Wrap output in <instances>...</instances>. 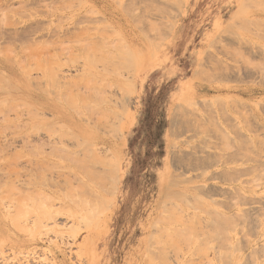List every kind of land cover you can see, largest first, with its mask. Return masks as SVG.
Instances as JSON below:
<instances>
[{"label":"rangeland","instance_id":"374dc122","mask_svg":"<svg viewBox=\"0 0 264 264\" xmlns=\"http://www.w3.org/2000/svg\"><path fill=\"white\" fill-rule=\"evenodd\" d=\"M133 1L0 0V264H264V203L235 195L264 168V0H151L154 16ZM72 133L105 137L111 147L88 148L109 159L83 155ZM64 149L91 165L85 176Z\"/></svg>","mask_w":264,"mask_h":264},{"label":"bare ground","instance_id":"6f19581e","mask_svg":"<svg viewBox=\"0 0 264 264\" xmlns=\"http://www.w3.org/2000/svg\"><path fill=\"white\" fill-rule=\"evenodd\" d=\"M130 1L134 2L133 0H130ZM138 1H139V0H138ZM138 1H137V2H138ZM141 1H143V0H141ZM150 1H151V0H148V2H146L147 4H146V3H145V4H146V5L151 4L152 2L150 3ZM155 1H156V0H155ZM160 1H161V0H160ZM164 1H165V0H164ZM164 1H163V2H164ZM177 1H179V0H176V2H177ZM184 1H185V0H184ZM184 1L181 0V1H180V4H181L182 2H184ZM144 2H145V0H144ZM161 2H162V1H161ZM161 2H160V3H161ZM169 2H170V1H169ZM135 3H136V0H135ZM148 3H149V4H148ZM164 3H165V2H164ZM164 3H163V4H164ZM166 3H167V2H166ZM166 3H165V4H166ZM133 4H134V3H133ZM137 4H138V3H137ZM141 4H142V3H141ZM141 4H138V5H140V8L144 6V5L141 6ZM155 4H156V2H155ZM165 4H164V6H167L168 4L170 5L171 2H170V3H167V5H165ZM172 4H174V5H173V6H174V9H172V10H175V7H177L178 5L176 6V5H175L176 3H174V2H173ZM172 4H171V6H172ZM177 4H179V2H177ZM180 4H179V6H180ZM146 5L144 6L145 8H146ZM151 5H153V3H152ZM151 5H149L150 7H149V6L147 7V10H146L147 15H146V16H148V12H150V13L152 12V9H151L152 6H151ZM161 5H162V3H161ZM161 5H160V7H161ZM169 5H168L167 7H168V10L170 11L171 9L169 8ZM136 6H137V5H136ZM156 6L158 7L159 5L156 4ZM156 6H155V7H156ZM164 6H163V7H164ZM182 6H183V4L181 5L180 8H182ZM185 6H186V5H185ZM111 7H112V6H111ZM133 7H135V6H133ZM137 7H139V6H137ZM144 7L141 8L140 10L144 9ZM155 7L153 6V11H154V8H155ZM163 7L160 8V9H161V12H162V9H163V11H164V8L167 10L166 7H164V8H163ZM149 8L151 9V11H149V10H150ZM177 8H179V7H177ZM109 9H110V7H109ZM136 9H138V8H136ZM148 9H149V10H148ZM186 9H187V8H186ZM155 10H156V11L158 10V12H160V11H159V8H157V9H155ZM182 10H183V9H182ZM133 11H134V10H133ZM137 11H138V10H137ZM156 11H154V13H155ZM176 11H177V9H176ZM180 11H181V10H179V12L177 11V13H180ZM135 12H136V10H135ZM139 12H140V13H139ZM139 12H137L138 15H137V13H135L136 15L133 14V16L135 15V17H136V16H138V17H139V16L142 17V16H141V12H142V11H139ZM166 12H168V11H166ZM166 12H163V14H164V13H165L164 15H168V14H170V19H171V20L174 18L173 15H174V14L176 15V12H174V11H173V12H170V13H169V12L166 13ZM150 13H149V14H150ZM152 13H153V12H152ZM152 13H151V14H152ZM154 13H153V16H154ZM172 13H174V14H172ZM139 14H140V15H139ZM151 14H150V15H151ZM157 14H158V13H157ZM161 14H162V13H161ZM163 14H162V15H163ZM142 15H143V12H142ZM150 15H149V16H150ZM158 15H159V14H158ZM162 15H161V16H162ZM175 15H174V16H175ZM143 16L146 17L145 15H143ZM161 16L159 15V17H161ZM171 16H172V17H171ZM178 16H179V15H178ZM135 17H133V18H135ZM155 17H158V16L156 15ZM159 17H158V18H159ZM136 18H137V17H136ZM147 18L149 19V17H147ZM147 18H146V19H147ZM151 18L153 19V17H151ZM161 18H163V17H161ZM148 19H147V22H148ZM152 19H151V23L153 24ZM175 19H176V17L174 18V20H175ZM131 20L134 21V19H131ZM137 20H139V18H137ZM140 20H141V18H140ZM144 20H145V18H144ZM156 20H157V19H156ZM156 20H155L154 24L156 23ZM163 20H164V19H163ZM135 21H136V20H135ZM142 21H143V20H142ZM149 21H150V20H149ZM158 21H160V20L158 19ZM158 21H157V22H158ZM138 22H139V21H138ZM143 22L145 23V21H143ZM147 22H146V23H147ZM164 22H165V20H164ZM164 22H163V25H164ZM168 22H169V21H168ZM168 22H166V23L169 24L171 21H170L169 23H168ZM135 23H136V22H135ZM151 23H150V24H151ZM173 23H174V22H173ZM141 24H143V23H141ZM147 24H148V23H147ZM147 24H144V25L147 26ZM152 24H151V25H152ZM154 24H153L152 27H149V29H148L149 31H150V30L152 31V30L154 29L153 32H157V30H156L157 28L155 29V27H158L161 23L159 22V25H158L157 23H156V25H154ZM167 24H166V25H167ZM136 25H137V24H136ZM157 25H158V26H157ZM163 25H162V26H163ZM148 26H149V24H148ZM160 26H161V25H160ZM160 26H159V27H160ZM171 26H173V24L170 25L169 27H168V25H167L165 30H167L168 28L170 29ZM135 27H136V26H135ZM144 27H145V26H144ZM173 27H174V26H173ZM136 28H137V27H136ZM145 28H147V27H145ZM145 28H144V29H145ZM150 28H152V29H150ZM163 28H165V26L162 27L161 29H163ZM145 30H147V29H145ZM148 30H147V31H148ZM155 30H156V31H155ZM158 30H160V29L158 28ZM165 30L163 29L164 32H166ZM170 30H172V29H170ZM151 31H150V32H151ZM161 31H162V30H161ZM167 31H168V30H167ZM144 32H145V31H144ZM150 32H148V34H149ZM153 32H151V33H152L151 35L154 34ZM164 32H163V33H164ZM168 32H169V31H168ZM157 33H160V31H158ZM141 34H142V33H141ZM148 34H147V35H148ZM161 34H162V33H161ZM161 34H160V35H161ZM165 34H167V32L164 33V35H165ZM143 35H144V34H142V37H143ZM155 35H156V33H155ZM160 35H158V36H160ZM156 36H157V35H156ZM149 37H150V36H149ZM162 37H165V36L162 35L161 38H162ZM152 39H154V38H152ZM157 39H158V38H157ZM159 39H160V37H159ZM163 39H164V38H163ZM163 39H162V40H163ZM146 41H147V40H146ZM150 41H151V40H150ZM158 41H159V40H158ZM159 42H160V41H159ZM148 43H149V42H147V44H148ZM154 43H155V42H154ZM156 44H157V43H156ZM160 44H161V43H159V45H160ZM149 45H150V43H149ZM124 46H125V45H124ZM156 46H157V45H156ZM151 47H152V45H151ZM159 47H160V46H158V48H159ZM148 48H149V47H148ZM152 48H154V47H152ZM149 49H150V48H149ZM154 49H155V48H154ZM154 51H155V50H154ZM136 52H137V51H136ZM151 52H152V51H151ZM148 55H149V54H148ZM103 71H104V70H103ZM127 78H128V77H127ZM126 80H127V79H126ZM103 82H104V81H103ZM128 84H130V83H128ZM131 84H132V83H131ZM37 87H39V86H37ZM93 87H94V89H95V86H93ZM93 87H92V88H93ZM35 88H36V87H35ZM130 88H131V87H130ZM37 89H38V88H37ZM39 89H40V88H39ZM85 89H86V88H85ZM88 89H89V88H88ZM96 89H97V88H96ZM96 89H95V90H96ZM98 89H99V88H98ZM98 89H97V91H98ZM83 90H84V89H83ZM91 90H92V89H91ZM95 90H93V91H95ZM132 90H133V88H131V90H130V92H131L130 95H132V94L134 95V90H133V93H132ZM88 91H90V90H88ZM88 91H87V92H88ZM84 92H85V91H84ZM90 92H91V91H90ZM98 92H99V91H98ZM93 93H94V92H93ZM95 93H96V92H95ZM101 93H102V92H101ZM88 94H90V93H88ZM97 94H99V93H97ZM97 94H95V95L92 94V96H93V95L96 96ZM90 95H91V94H90ZM99 95H100V94H99ZM130 95H129V96H130ZM133 95H132V96H133ZM102 96H103V99H102V98H101V99H102V100H105V99H104L105 96H104L103 94H102ZM115 96H116V95H115ZM129 96H128V97H129ZM132 96H131V97H132ZM83 97H84V96H83ZM88 97H89V96H88ZM97 97H98V99H99V97H101V96H97ZM111 97H112V96H111ZM124 97H125V96H124ZM90 98H91V97H90ZM115 98H116V97H115ZM115 98H114V99H115ZM122 98H123V96H122ZM87 99H88V98H87ZM96 99H97V98H93L94 103H97V102H95ZM114 99H112V100H114ZM116 99H117V98H116ZM126 99H127V98H126ZM128 99H129V98H128ZM130 99H131V98H130ZM83 100H84V99H83ZM83 100L80 101V102H83ZM90 100H91V99H90ZM122 100H123V99H122ZM88 101H89V100H88ZM114 101H116V100H114ZM117 101H118V100H117ZM128 101H129V100H128ZM107 102H108V101H106V104H107ZM111 102H113V101H110V103H111ZM124 102H125V101H124ZM124 102H123V104H124ZM90 103L94 104V103L92 102V100L90 101ZM115 103H116V102H115ZM117 103H119V102H117ZM117 103H116V104H117ZM120 103H121V101H120ZM128 103H129V102H128ZM82 104L85 105V106L83 105L82 107H86V106H87L86 109H89V110L94 109L91 105H87L88 103H86V104H85V103H82ZM94 105H95V104H94ZM94 105H93V106H94ZM98 105H99V104H98ZM108 105H109V102H108ZM112 105H113V104H112ZM79 106H80V105H79ZM90 106H91L92 108H90ZM116 106H117V105H116ZM125 106H126V105H125ZM128 106H129V105H128ZM37 107L39 108L40 106H37ZM98 107H99V106H98ZM98 107H97L96 109H99ZM118 107H119V105H118ZM118 107H116V108H118ZM102 109H103V108H101V109H99V110H102ZM118 109H120L121 111H124L125 108L121 107V105H120V107H119ZM122 109H123V110H122ZM74 110H75V109H74ZM76 110L78 111L79 109L77 108ZM89 110H88V111H89ZM125 110H127V107H126ZM85 111H87V110H85ZM92 111H93V110H92ZM92 111H89V114H90V115L88 114L89 116L86 115V114L88 113V112H87V113L85 114V115L87 116V118H84V119H86V120L89 121V118L93 116V115L91 116V114L96 112V110L93 111V112H92ZM102 111H103V110H102ZM102 111H100V112L102 113ZM104 111H105V110H104ZM121 111H120V113L122 114L123 112H121ZM38 112H39V111H38ZM52 112H53V111H52ZM106 112H111V111L108 110V111H106ZM126 112H127V111H126ZM126 112L124 111V116H125ZM101 113H100V114H99V113H95V115L98 114V118H99V116L101 115ZM36 114H37V112H36ZM36 114H35V116L39 118L40 115L37 116ZM38 114H39V113H38ZM40 114H41V113H40ZM102 114H103V113H102ZM117 114H119V113H117ZM75 115H76V113H75ZM77 115L79 116V114H77ZM77 115H76V116H77ZM95 115H94V116H95ZM81 116H83V115H81ZM94 116H93V117H94ZM36 117H35V118H36ZM41 117H42V116H40V118H41ZM57 117H58V118H61V117H59V115H57ZM93 117H92V118H93ZM107 117H108L107 114H106V116L104 115V117H102V118H103L102 120H103V121L105 120V121H104L105 123L108 122V121H106L107 119H105V118H107ZM128 117H129V116L127 115V116H126V119H127ZM73 118H74V117H73ZM80 118H81V117H80ZM92 118H90V121H89V122L91 123L90 125L94 124V126L96 125V126H98V127L101 125L102 127L105 126V127L102 129L103 131L106 129L107 123H106L105 125H103L102 123L99 124V122H102V121H101V118H100L98 121H96V122L98 123V125L95 124L96 122L94 123V122L92 121ZM94 118L96 119V118H97V115H96ZM111 118H113V117H111ZM111 118H110V119H111ZM119 118H120V117H119ZM76 119H77V118H76ZM84 119H83V121H85ZM95 119H93V120H95ZM116 119H117V117H116ZM60 120H62V119H60ZM96 120H97V119H96ZM56 121L59 122V120H57V119H56ZM110 121H111V120H109V122H110ZM112 121H113V120H112ZM112 121H111V122H112ZM119 121H120V120L118 119L117 122H119ZM58 122H57V123H58ZM65 122H66V123H65ZM65 122H64V123L67 124V126L69 127L70 130L76 132L75 134L78 133L79 135H82V137L84 136V133H85L86 127L84 126V124L81 123L82 120H72V119L70 118V120H69V119H66ZM85 122H86V121H85ZM89 122H86V123L89 124ZM92 122H93V123H92ZM114 122H115V120H114ZM57 123L54 124V125L56 126ZM61 123H63V121H62V122H59L58 125H59V126H62ZM86 123H85V124H86ZM60 124H61V125H60ZM108 124H110V123H108ZM113 124H115V123H112V124H110V125H113ZM90 125H88V126H90ZM115 125H118V123L115 124ZM115 125H114V126H115ZM38 126H39V125H38ZM55 126H54V127H55ZM65 126H66V125H65ZM94 126H93V127H94ZM96 126H95V127H96ZM108 126H109V125H108ZM172 126H173V123H172ZM36 127H37V126H36ZM62 127H64V124H63ZM62 127H61V128H62ZM95 127H94V128H95ZM98 127H96L97 129H96V128H95V129H96V130H100V129H98ZM102 127H101V128H102ZM169 127H170V126H169ZM173 127H174V126H173ZM61 128H60V129H61ZM107 129H108V128H107ZM67 130H68V129H67ZM102 130H101V131H102ZM111 130H112V129H111ZM169 130H170V128H169ZM46 132L49 133L48 131H45V133H46ZM98 132H100V131H98ZM110 132H111V131H110ZM112 132H113L114 135H113V134H110V133L107 131V133H109L110 135H113V137H115V136L117 135V133L119 132V130L117 131V129L113 128V131H112ZM115 132H117V133L115 134ZM47 133H46V134H47ZM100 133H101V132H100ZM61 134H62V136H63V134L65 135V133H61ZM68 134H69V130H68ZM72 134H74V133H72ZM75 134H74V136H75ZM87 134H88V133H87ZM103 134H104V132H103ZM169 134H170V132H169ZM169 134H168V135H169ZM48 135H50V134H48ZM69 135H70V134H69ZM119 135H121V134H119ZM119 135H118V136H119ZM38 136H39V134H38ZM59 136H61V135H59ZM62 136H61V138H62ZM65 136H67V133H66ZM118 136H116V138H115L116 141L118 140L117 138L120 139V137H118ZM67 137H68V136H67ZM69 137H71V136H69ZM69 137L67 138V139H69L68 141H70V139H71V138H69ZM82 137H81V138H82ZM102 137H103V136H102ZM102 137L94 136V137L88 138V141L91 142V145H90V146H92V145H94V146L101 145V146H107V147L110 146L109 143L106 141V138L104 137V138H105V140H104V138H102ZM122 137H123V136H122ZM186 137H187V136H186ZM36 138H37V137H36ZM45 138H46V137H45ZM58 138H59V137H58ZM81 138H78V140L80 139V142H79V141L77 140V137H76V136H75L74 138H73V136H72V140L74 139V141H75V139H76V140L78 141V142H77V141H76V142H77L79 145H80V143H81V144L84 143V142H82L83 139L81 140ZM187 138H188V137H187ZM49 139H51V138H49ZM53 139H54V138H52V140H51L52 143L54 142ZM85 139H86V138H85ZM36 140H37V139H36ZM38 140H40V137H39ZM38 140H37V142H38ZM47 140H48V139H47ZM64 140H65V139H64V136H63V141H64ZM72 140H71V141H72ZM108 140H109V139H108ZM49 141H50V140H49ZM58 141L61 142L60 139H58ZM63 141H62V142H63ZM68 141H67V142H68ZM40 142H41V140H40ZM46 142H47V141H46ZM59 142H58V143H59ZM76 142H75V145H72L73 147H75V146L78 145ZM34 143H35V142H34ZM49 143H50V142H49ZM49 143H48V144H49ZM55 143H56V141H55ZM55 143H54V144H55ZM71 143H72V142H71ZM118 143H119V142H118ZM120 143H122V142H120ZM35 144H36V143H35ZM46 144H47V143H46ZM48 144H47V145H48ZM62 144H64V143H61V145H60L61 147H62ZM76 144H77V145H76ZM185 144H186V143H185ZM37 145H38V144H37ZM51 145H52V144H51ZM58 145H59V144H58ZM58 145H57V146H58ZM65 145H66V144H65ZM67 145H68V144H67ZM116 145H117V144H116ZM171 145H172V144H171ZM35 146H36V145H34V147H35ZM45 146H46V145H45ZM53 146H54V145H53ZM55 146H56V144H55ZM81 146H83V148H86V147H87L86 150L89 149V151H87V152H86L85 149H84V151L81 149V150H82L81 152H82V153L84 152L83 155H85V154H89L88 152H90V156L92 157V156L95 154L94 152H95V151H98V150H96L95 147H94V148H95V150H94V149H93V146H92V149L94 150V152H93L90 148H88L89 145H88V144H85V143H84L83 145H81ZM90 146H89V147H90ZM117 146H119V145H117ZM188 146H189V145H188ZM192 146H193V145H192ZM66 147H67V146H66ZM66 147H64V148H66ZM78 147H79V146H78ZM110 147H111V146H110ZM168 147H169V146H168ZM175 147H176V146H175ZM190 147H191V146H190ZM71 148H72V147H71ZM79 148H81V147H79ZM97 148H98V147H97ZM35 149H37V147H36ZM40 149H41V148H40ZM40 149H39V150H40ZM50 149H53V150H54V156H55V153L57 152V151L55 150V148L51 147ZM50 149H48V150H50ZM58 149H59V148H58ZM60 149H61V148H60ZM66 149H68V148H66ZM73 149H74V148H73ZM110 149H111V148H108V151H107V148H106V149H104V152H105V151L109 152ZM64 150H65V149H64ZM79 150H80V149H79ZM90 150H91V151H90ZM51 151H52V150H50L49 153H47V152L45 153V150H44V152H43V151H42V152L45 153V154H49V155H50V152H51ZM55 151H56V152H55ZM58 151H59V150H58ZM100 151H101V150H100V148H99V153H97V154L99 155L98 157H100V154H101V157H102V155H103L102 153H100ZM102 151H103V150H102ZM172 151H173V150H172ZM40 152H41V150H40ZM52 152H53V151H52ZM61 152H62V153H61ZM65 152H66V150H65V151H62V150H61V151L58 152V153H61L62 155H64V156H62V158H61L62 160H63L64 157H66V158L68 159L69 155L71 154V153H70V154H69V153L66 154ZM67 152H68V151H67ZM81 152H80V153H81ZM63 153H64V154H63ZM105 153H106V152H105ZM191 153H192V152H191ZM41 154H42V153H41ZM51 154H53V153H51ZM65 154H66V155L69 154V155H68V156H65ZM76 154H77V153H76ZM91 154H92V155H91ZM195 154H196V153H195ZM238 154H241V153L238 152ZM57 155H58V154H57ZM57 155H56V156H57ZM71 155H72V154H71ZM71 155H70V157H69L70 160H69V159H68V160L66 159V160L69 161V162L72 161V160H71V157H72ZM73 155H74V156H73L72 159L75 161V162L73 161L74 164L76 165L75 168L77 169V167H79L80 172H82L81 170H84V169H85V172H83V173H84V176H85V175L87 174L88 170L90 171V168H89V167H90L91 165L89 164V165H88L89 167H86V164H84V165L82 164L84 160H81V161L79 160V161H77V159H81V157L79 158V157L76 156L74 153H73ZM95 155H96V154H95ZM95 155H94V156H95ZM43 156H44V155H43ZM90 156H89V157H90ZM94 156H93V157H94ZM108 156H109V155H108ZM238 156H241V155H238ZM51 157H52V156H51ZM58 157L60 158L61 155H58V156H57V159H58ZM74 157H76V158L74 159ZM91 157H90V158H91ZM98 157H97V155H96V157H95L96 160L98 159ZM105 157H106V156H105ZM110 157H111V156H110ZM198 157H200V156H198ZM216 157H217V156H216ZM224 157H225V156H224ZM224 157H223V158H224ZM42 158H43V157H42ZM95 158H94V162H96ZM103 158H104V156H103ZM103 158H99V159H98L99 164H102V165H103V163H101V162H103L102 160H104V163H105V160L107 161V159H109L108 157H107V159H106V158L103 159ZM112 158L114 159L115 162H117V161L115 160L114 157H112ZM180 158H181V157H180ZM220 158H221V157H220ZM232 158H233V157H232ZM237 158H239V157H237ZM61 159H60V160H61ZM86 159H87V158H86ZM88 159H89V158H88ZM88 159H87V160H88ZM100 159H101V160H100ZM113 159H112V160H113ZM227 159H228V158H227ZM38 160L40 161V159H38ZM44 160H45V159H44ZM99 160H100V161H99ZM112 160H111V158H110V160H108L109 163H113L112 166H114V164L119 163V162L115 163V162L112 161ZM203 160H204V159H202L201 162H203ZM238 160H240V159H238ZM45 161H46V160H45ZM47 161H48V160H47ZM177 161H178V160H177ZM196 161H197V160H196ZM223 161H228V160L225 159V160H223ZM235 161H236V159H235ZM77 162H80V164H78ZM94 162H93V165L95 164ZM174 162H175V161H174ZM204 162H205V160H204ZM237 162H239V161H237ZM39 163H41V161H40ZM49 163H50V162H49ZM71 163H72V162H71ZM76 163H77V164H76ZM91 163H92V161H91ZM109 163H108V164H109ZM177 163H178V162H177ZM242 163H243V162H242ZM44 164H45V163H44ZM44 164H43V166H44ZM72 164H73V163H72ZM74 164H73V165H74ZM99 164H97V165H99ZM204 164H205V163H204ZM219 164H220V163H219ZM227 164H228V163H227ZM227 164H226V166H227ZM244 164H245V163H244ZM35 165H36V162H35L34 166H35ZM41 165H42V163H41ZM41 165H39V166H41ZM73 165H72V166H73ZM75 165H74V166H75ZM82 165H83V166H82ZM93 165H92V166H93ZM186 165H187V164H186ZM212 165H214V164H212ZM222 165H223V164H222ZM222 165H221V166H222ZM241 165H242V164H241ZM39 166H36V167L39 168ZM43 166H42V167H43ZM46 166H47V165H46ZM57 166H60V165L58 164ZM84 166H85L86 168H85ZM95 166H96V164H95ZM104 166H107V165L105 164ZM206 166H207V165H206ZM254 166H255V165H254ZM254 166H250V167H252L253 169H252V168H248V170L250 169V172H251V173H249V174H250L249 176H246L248 173H247L246 175L244 174L245 176H243V177H244V178L247 177L246 179H243V178L241 179V177L239 176V177H240V181H238V179H237V177H236V175H235V174H236V171H235V170H232L233 173H234V172H235V173H234V174L231 173V174H232V175H235V176L233 177V179H234L233 182H235V177H236V179H237V181H238V182H237V184H238V185H237V188H236V185H235V189L238 191L237 194L235 193V195H237V198H238V194H240V195H241L242 197H244L245 199L247 198L249 201H248V200H245V201L249 202V205L247 204V205H248V209H249V210H252V211H255V212H258V211H261V210L263 211V209H262V208H263V205H262V204L264 203V168H262V169H256V167H254ZM30 167H31V165H30ZM64 167H65V166H64ZM64 167H59V168L62 169V168H64ZM67 167H68V166H67ZM80 167H82V168L84 167V169H81ZM100 167H101V166H99V167H97V168H100ZM223 167H224V165H223ZM241 167L245 169L244 165L241 166ZM241 167L238 168V169L240 170ZM65 168H66V167H65ZM65 168H64V169H65ZM72 168H74V167H72ZM97 168H96V167L93 168V170L95 169V170H94V173L91 171V173H93L94 175H92V174L90 175V174H89L90 172L88 173V174L90 175V178H89V175L87 176V177L89 178V180H90L91 178L95 179V177H96L97 174H98L97 172H95V171L97 170ZM109 168H110V167H109ZM116 168H117V167H116ZM198 168H199V167H198ZM198 168H197V169H198ZM224 168H225V167H224ZM64 169H63V170H64ZM79 169H78V170H79ZM87 169H88V170H87ZM193 169H194V168H193ZM195 169H196V168H195ZM199 169H200V168H199ZM229 169H230V168H229ZM238 169H237V170H238ZM246 169H247V168H246ZM251 169H252V170H251ZM65 170H66V169H65ZM65 170H64V171H65ZM227 170H228V169H227ZM248 170H247V172H248ZM191 171H192V170H191ZM229 171H230V170H229ZM61 172H62V171H61ZM69 172H70V171H69ZM105 172H106V171H105ZM204 172H205V171H204ZM224 172H225V170H224ZM227 172H228V171H227ZM70 173L72 174V171H71ZM70 173H69V174H70ZM168 173H169V172H168ZM172 173H173V172H172ZM179 173H180V172H179ZM198 173H199V172H198ZM220 173H221V172H220ZM237 173H239V171H237ZM63 174H65V173H63ZM63 174H62V175H63ZM67 174H68V173H67ZM69 174H68V175H69ZM110 174H112V173L110 172V173L108 174V177H109ZM210 174H211V173H210ZM228 174H230V173L228 172ZM74 175H75V174H74ZM74 175H73V176L71 175L72 178H71V176H70V178L72 179V182H73V179H74V181H76V182L79 181V182L76 184V185H79L80 180H78V178L76 179ZM103 175H105V174L103 173ZM106 175H107V174H106ZM113 175H114V174H113ZM113 175H110V178H112L111 176H113ZM168 175H169V174H168ZM180 175H181V174H180ZM199 175H200V174H199ZM217 175H220V177H221V174H218V173H217ZM217 175H216V176H217ZM224 175H225V176H223V175H222V176L225 178V177L227 176V174L225 173ZM84 176H83V177H84ZM94 176H95V177H94ZM100 176H101V175H100ZM209 176H210V175H209ZM213 176L215 177V175H213ZM237 176H238V175H237ZM58 177H60V176H58ZM64 177H65V176H64ZM73 177H74V178H73ZM168 177H169V176H168ZM194 177H195V176H194ZM194 177H193V178H194ZM196 177H197V176H196ZM217 177H218V176H217ZM227 177H228V176H227ZM66 178L69 179V176H68V177H65L64 179H62V178H61V179H62V181H63V180L65 181ZM85 178H86V177H85ZM102 178H104V177H102ZM157 178H158V177H157ZM228 178H230V177H228ZM67 179H66V180H67ZM71 179H69V180H71ZM75 179H76V180H75ZM97 179L100 180L99 178H97ZM104 179L106 180V178H104ZM191 179H192V178H191ZM196 179H197V178H196ZM211 179H212V177H211ZM211 179H210V180H211ZM214 179H215V178H214ZM230 179H232V178H230ZM230 179H229V180H230ZM91 180H92V179H91ZM95 180H96V179H95ZM108 180H109V179H108ZM115 180H117V179H115ZM161 180H162V178H161ZM220 180H223V179H220ZM229 180H228V181H229ZM83 181H84V180H83ZM96 181H97V180H96ZM100 181H102V180H100ZM158 181H159V180H158ZM207 181H208V180H207ZM224 181H225V179H224ZM91 182H94V180H92ZM98 182H99V181H98ZM98 182H97V183H98ZM161 182H162V181H161ZM89 183H90V182H89ZM95 183H96V182H95ZM95 183H94V184H95ZM97 183H96V184H97ZM112 183H113V182H112ZM68 184H69V185H70V184L72 185L71 181H70V183H68ZM81 184H83L82 181H81V183H80V185H79V187H78V189H79V191H77L78 194L80 193V189H81V192H82V189L84 188V186H82ZM96 184H95V185H96ZM102 184H103V183H102ZM102 184L99 183V185H102ZM108 184H109V183H108ZM221 184H222V183H221ZM63 185H64V184H63ZM69 185H68V186H69ZM71 185H70V186H71ZM213 185H214V184H213ZM73 186H74V185H73ZM81 186H82V187H81ZM97 186H98V185H97ZM97 186H96V187H97ZM74 187H75V186H74ZM74 187H73V188H74ZM85 187L87 188L86 185H85ZM100 187H101V186H100ZM209 187H213V186H209ZM219 187H220V186H219ZM71 188H72V186H71ZM76 188H77V187H76ZM76 188H74V189H75V192H76ZM98 188H99V186H98ZM101 188L104 189V185H103V187H101ZM101 188H100V190H102ZM230 188H231V187H230ZM230 188H228V189H230ZM78 189H77V190H78ZM114 189H115V188H114ZM207 189H208V188H207ZM210 189H211V188H210ZM212 189H213V188H212ZM218 189H219V188H218ZM228 189H225V190L227 191ZM231 189H232V188H231ZM208 190H209V189H208ZM219 190H220V189H219ZM222 190H224V189H221L220 191H222ZM225 190H224V191H225ZM236 190H235V191H236ZM71 191H73V190H71ZM91 191H92V190H91ZM91 191L89 190V193H88V194L85 193V194L87 195V200H86V196H85V194H84L83 192H82V194L80 193V194H79V196H81V197H80V200H81V198H83V197L85 196V197H84L85 199H84V198H83V199H84L85 201L88 202V199L91 198V197L88 198V196H90L89 194L91 193ZM102 191H104V190H102ZM226 191H225V192L222 191V192L225 193V195H226ZM228 191L230 192V190H228ZM228 191H227V192H228ZM232 191H233V190H231L230 193H234V191H233V192H232ZM73 192H74V191H73ZM73 192H72V193H73ZM75 192H74V193H75ZM87 192H88V191H87ZM213 192H214V190H213ZM218 192H219V191H218ZM92 193H93V192H92ZM230 193H229V194H230ZM78 194H77V195H78ZM83 194H84V195H83ZM77 195H76L75 197H77ZM94 195H95V194H93V197H94ZM227 195H228V194H227ZM233 195H234V194H233ZM240 195H239V196H240ZM73 196H74V194H73ZM91 196H92V195H91ZM231 196H232V195H231ZM241 196H240V197H241ZM109 197H111V196H109ZM233 197H234V196H233ZM242 197H241V198H242ZM73 198H74V197H73ZM78 198H79V197H78ZM78 198H77V199H78ZM244 198H243V199H244ZM83 199H82V200H83ZM231 199H232V198H231ZM78 200H79V199H78ZM78 200H76V201H78ZM80 200H79V201H80ZM92 201H94V199H93ZM112 201H113V200H112ZM82 202H83V201H82ZM87 202H86V203H87ZM75 203H76V202H75ZM77 203H78V202H77ZM77 203H76V204H77ZM86 203H85V204H86ZM258 213H259V212H258ZM207 223H208V222H207ZM206 227H207V226H206ZM203 229H204V228H203ZM214 252H215V251H214ZM219 253H220V252H219ZM206 254H207V253H206ZM216 254H218V252H217ZM191 255H192V254H191ZM204 256H205V255H204ZM204 256H203V257H204ZM206 256H207V255H206ZM206 256H205V257H206ZM205 259H207V257H206ZM189 260H191V259H189ZM205 261H206V260H205ZM207 261H208V260H207ZM208 262H210V259H209ZM190 263H191V261H190ZM190 263H189V264H190ZM186 264H188V262H187ZM204 264H205V263H204ZM207 264H208V263H207Z\"/></svg>","mask_w":264,"mask_h":264}]
</instances>
